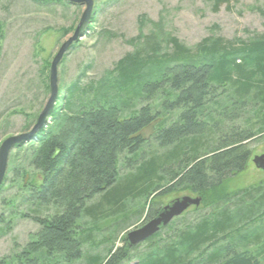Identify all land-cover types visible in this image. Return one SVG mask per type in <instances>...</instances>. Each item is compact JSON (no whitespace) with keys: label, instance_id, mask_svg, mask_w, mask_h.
I'll use <instances>...</instances> for the list:
<instances>
[{"label":"trees","instance_id":"obj_1","mask_svg":"<svg viewBox=\"0 0 264 264\" xmlns=\"http://www.w3.org/2000/svg\"><path fill=\"white\" fill-rule=\"evenodd\" d=\"M33 1L42 6L63 4L62 0ZM229 2L213 0V10ZM164 38L169 52L156 54L159 36L150 34L146 39L150 52L141 55L138 50L120 59L109 79L100 87L89 86L86 91H91L92 97L86 102L78 100L79 108L73 110L74 94L79 91L77 83L72 84L64 92L63 105L52 110L47 125L33 140L14 147V173L28 187L23 200L34 215L25 217L40 228L14 255L1 258L0 264L80 261L83 240L76 236V228L85 223L79 222L94 220L103 208L109 210L106 216L118 215L125 202L163 192L165 181L166 189L199 195L203 204L215 206L217 212L176 230L170 243L154 246L137 264H264L261 232L251 237L238 233L226 245L202 251L234 233L236 223L248 220L254 211L264 212L263 186L225 194L228 182L247 166L248 143L264 138V35L237 46L221 38L205 39L193 49L169 35ZM157 68V77H142L144 70ZM103 85L118 94L133 90L135 98L147 104L125 116L129 104L112 99ZM246 108L253 114L244 121L247 127L238 129L235 119ZM217 110L222 120H216ZM163 114H174L175 120L158 122ZM221 122H230L228 131L215 137L213 148L202 149L199 139L207 132L215 135ZM150 125L151 140L161 148L171 147L164 155L141 153L147 143L141 134ZM20 157L25 160L23 165H18ZM120 158L133 173L119 175ZM24 168L33 170L36 177ZM95 196H100V201L88 205ZM228 199L235 200L234 210L220 209L219 203ZM50 207L53 214L40 218L39 212ZM158 211L151 207L143 218L148 221ZM158 232L147 243H153ZM123 243L104 260L97 255L90 264H120L134 248H128L125 240Z\"/></svg>","mask_w":264,"mask_h":264},{"label":"rangeland","instance_id":"obj_2","mask_svg":"<svg viewBox=\"0 0 264 264\" xmlns=\"http://www.w3.org/2000/svg\"><path fill=\"white\" fill-rule=\"evenodd\" d=\"M92 1L91 17L82 38L65 52L57 66V95L53 109H59L63 105L64 92L74 83H77L79 92L74 94L71 109L79 108L78 100L86 102L92 97L91 91H86L87 88L100 87L105 79H109V72L113 71L114 65L120 59L138 50L141 55L150 52L151 47L146 40L150 34L159 36L156 53L158 55L170 50L163 43L165 35L176 38L190 49L205 39L221 38L237 46L256 35H264V0H230L228 5H223L217 10H213V0ZM62 2L64 5L42 6L33 0H0V144L11 136L27 133L49 99L51 63L61 46L73 35L85 9L84 6L70 5L65 0ZM158 71V68L144 70L142 77L145 80L153 79L157 77L155 74ZM114 77L116 73L112 78ZM112 78L110 85L113 83ZM102 87L108 90L112 99L119 98L129 104L125 109V116L136 113L140 107L147 104L142 99H136L133 90L118 94L113 87ZM251 111L253 110L250 108L240 111L239 118L235 119V127H247L244 121L252 116ZM220 117L217 110L216 120H222ZM174 120V114H163L157 121L170 124ZM229 128L230 122H221L219 128L215 129V135L207 132L199 139L198 144L202 149L213 148L215 137L221 136ZM152 134L153 125L142 132L141 135L147 139V143L141 153L145 156H148V153L164 155L171 150V147L161 148L152 141ZM248 148L250 156L247 166L228 182L226 195L252 186L264 187V173L256 169L251 161L254 156L264 154V138L256 137L248 143ZM16 152L13 148L9 153L6 173L0 185V218L3 221L0 222V259L14 255L40 228L30 218L25 217L34 215L32 210L30 212V206L23 200L28 187L24 186L26 183L14 173L17 165L14 161ZM24 163V158L20 157L18 165ZM122 163L120 158V176L133 173L134 169L126 168ZM24 169L28 175L36 177L33 170ZM124 181L121 183H125ZM163 186L165 190L161 193L125 202L118 215L106 216L109 210L103 208L94 220L86 218L79 222L85 223L76 228V236L83 240V258L74 264H90L91 259L97 255L98 259L104 260L111 250L123 247L126 234L147 222L143 217L151 207L160 211L171 201L184 196L201 199L198 207L188 208L181 216L174 218L168 228L159 231L153 243L145 241L131 249L127 259L120 264H137L146 254H151L154 246L160 247L170 243L176 230L195 224L204 217L210 218L217 212L215 206L203 204L199 195L179 189L168 190L166 181ZM100 198L95 196L87 204L97 203ZM228 200L224 204L219 203L220 209L234 210L235 200ZM104 203L102 200V205ZM53 212L54 208H46L39 212V217H49ZM262 213L264 212L254 211L246 221H239L238 217H234L236 222L239 221L234 233L219 238L218 243L209 245L202 251L208 253L226 245L238 233L250 235L249 237L257 232L264 233ZM233 215L235 216L234 213ZM124 216L128 218L123 219ZM86 237L89 238L87 242ZM194 258L195 255L191 259Z\"/></svg>","mask_w":264,"mask_h":264},{"label":"water","instance_id":"obj_3","mask_svg":"<svg viewBox=\"0 0 264 264\" xmlns=\"http://www.w3.org/2000/svg\"><path fill=\"white\" fill-rule=\"evenodd\" d=\"M70 5L74 6H84L85 9L80 17L79 23L71 37H69L66 42L61 46L57 55L53 59L50 66L49 74V91L50 96L47 100L44 108L40 112L39 116L33 127L29 132L11 136L2 141L0 144V185L3 182L7 161L10 151L19 144L29 142L33 140L34 136L39 133L48 123V119L53 110V105L55 103L57 95V66L61 62L65 52L75 43L82 38L84 31L87 28L89 19L91 17V12L93 8L92 0H65ZM252 164L254 167L264 173V154L254 156L252 158ZM201 203L200 198H191L189 196H184L171 201L169 204L164 206L158 214L144 223L137 229H134L126 234L125 242L128 248L137 246L140 243L145 242L153 235H155L161 228L166 227L174 218L181 216L188 208L198 207Z\"/></svg>","mask_w":264,"mask_h":264},{"label":"flooded vegetation","instance_id":"obj_4","mask_svg":"<svg viewBox=\"0 0 264 264\" xmlns=\"http://www.w3.org/2000/svg\"><path fill=\"white\" fill-rule=\"evenodd\" d=\"M158 212H159V211H158ZM157 214H158V213H157ZM157 214H156V215H157Z\"/></svg>","mask_w":264,"mask_h":264}]
</instances>
